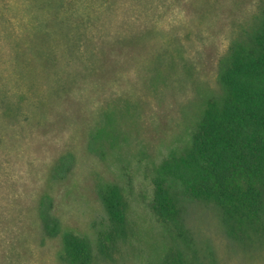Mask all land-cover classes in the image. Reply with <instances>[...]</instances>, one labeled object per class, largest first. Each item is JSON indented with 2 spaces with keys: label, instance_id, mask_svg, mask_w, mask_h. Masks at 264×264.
<instances>
[{
  "label": "rangeland",
  "instance_id": "obj_1",
  "mask_svg": "<svg viewBox=\"0 0 264 264\" xmlns=\"http://www.w3.org/2000/svg\"><path fill=\"white\" fill-rule=\"evenodd\" d=\"M263 4L0 0V264H70L65 233L91 242V264H264V238H231L214 205L184 208L185 240L149 206L155 167L189 142L219 60Z\"/></svg>",
  "mask_w": 264,
  "mask_h": 264
},
{
  "label": "trees",
  "instance_id": "obj_2",
  "mask_svg": "<svg viewBox=\"0 0 264 264\" xmlns=\"http://www.w3.org/2000/svg\"><path fill=\"white\" fill-rule=\"evenodd\" d=\"M217 83L219 93L206 101L189 142L155 167L149 206L161 224L185 240L184 208L212 204L231 238L253 241L264 238V4L219 60ZM101 193L112 230L124 233L120 188L109 185ZM48 203L41 210L46 232L59 235ZM63 240L70 264L92 263L87 238L65 233ZM99 247L106 251L102 238ZM165 264H183V257Z\"/></svg>",
  "mask_w": 264,
  "mask_h": 264
}]
</instances>
